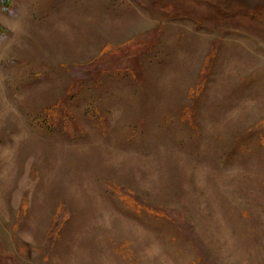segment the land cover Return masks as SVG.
I'll use <instances>...</instances> for the list:
<instances>
[{
  "label": "rangeland",
  "instance_id": "rangeland-1",
  "mask_svg": "<svg viewBox=\"0 0 264 264\" xmlns=\"http://www.w3.org/2000/svg\"><path fill=\"white\" fill-rule=\"evenodd\" d=\"M0 264H264V0H0Z\"/></svg>",
  "mask_w": 264,
  "mask_h": 264
}]
</instances>
